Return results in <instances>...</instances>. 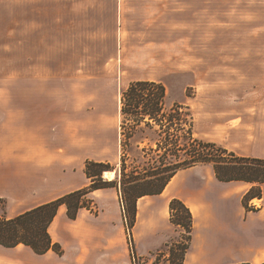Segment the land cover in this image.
<instances>
[{"label": "rangeland", "instance_id": "rangeland-1", "mask_svg": "<svg viewBox=\"0 0 264 264\" xmlns=\"http://www.w3.org/2000/svg\"><path fill=\"white\" fill-rule=\"evenodd\" d=\"M7 8V0H0L3 30L8 29L3 18ZM109 16L107 9L101 22L105 30H111ZM118 19L116 31L122 32H0V99L14 91L35 94L45 88L40 81L47 83L48 92H54L56 76L65 93L74 92L70 104L64 106V119L71 120L74 113L79 121L75 157L85 174L80 181L90 184L88 161L110 164L115 169L108 171H114L116 177L122 165V141L126 139L122 136L121 97L134 82L155 83L149 88L153 93L163 86L166 114L177 105L183 107L184 114L190 112L198 139L202 121L211 111L235 106L240 112L258 114L251 119L264 129V0H129L123 21ZM13 77H17L15 82L9 79ZM127 125L131 127V123ZM132 127L126 148L129 170L147 162L142 148H155L158 140H164L161 134L166 136L160 134L158 126ZM168 160L174 159L169 156ZM197 166L199 170L185 173L176 187L184 180H194L201 171L214 172L209 164ZM232 182L239 194L252 187L244 181ZM104 190L89 195L93 212L102 202L116 222L121 209L125 229L120 232L113 228L112 232L121 238L128 264H169L167 245L183 236L182 229L175 227L177 238L163 249L138 257L137 228L134 225L127 231L119 190ZM263 195L250 200L249 207L260 208ZM237 208L235 197V211ZM0 215H11L4 204H0Z\"/></svg>", "mask_w": 264, "mask_h": 264}, {"label": "crops", "instance_id": "crops-1", "mask_svg": "<svg viewBox=\"0 0 264 264\" xmlns=\"http://www.w3.org/2000/svg\"><path fill=\"white\" fill-rule=\"evenodd\" d=\"M7 2L3 18L8 29L0 32H122L116 31L117 17L123 21L129 0ZM107 9V20L113 21L111 30L102 28L101 23ZM9 79L15 82L17 77ZM58 80L56 76L54 92H48L47 83L40 81L45 88L35 94L14 91L0 99L8 101L0 103V204L11 214L8 218L87 186L85 180L80 181L85 174L75 157L79 121L74 113L71 120L64 119V106L70 104L74 92L65 93ZM258 116L252 111L240 112L237 106L211 111L202 121L200 139L223 145L240 156L264 159V129L251 119ZM196 170L198 166L180 171L163 193L138 200V257L161 250L177 238L169 209L171 200L177 198L193 214L192 239L184 264L263 263L264 195L260 208L247 211L242 204L245 193L235 190V182L219 181L213 171L200 170L194 180H184L176 187L181 176ZM235 197L239 203L236 211ZM97 209H82L76 220H70L66 207H60L49 233L61 245L62 255L52 250L38 255L22 244L14 248L0 245V264H128L122 240L112 232L113 228L125 229L121 209L117 223L106 204L100 202Z\"/></svg>", "mask_w": 264, "mask_h": 264}, {"label": "trees", "instance_id": "trees-1", "mask_svg": "<svg viewBox=\"0 0 264 264\" xmlns=\"http://www.w3.org/2000/svg\"><path fill=\"white\" fill-rule=\"evenodd\" d=\"M153 84L155 83L134 82L122 93L121 114L122 127H124L122 136L126 139L122 141V165L116 172V177L112 180L103 177L105 171L115 169L110 164L88 161L86 175L90 179V184L85 188L68 193L12 218L0 215V245L14 248L22 244L38 255L51 250L62 255L61 245L54 242L49 233V226L57 216L60 207L65 206L68 218L76 220L82 209L93 211L89 195L96 190L107 188L119 190L126 228L130 232L135 225L137 202L140 198L160 195L177 173L200 164L211 165L219 181H244L252 184L250 190L243 196L242 204L247 211L257 210L250 208L248 204L250 200L262 197L264 159L239 156L217 143L196 138L193 133L192 114L190 112L184 114L183 107L180 105L166 114L164 110L166 90L163 86H158V91L153 93L149 89L154 87ZM127 122L131 123L130 128H126ZM133 124L135 126L144 124L151 129L158 126L160 134L165 133L166 136L163 137L161 134L164 140H158L155 148L153 146L142 148L143 158L147 162L133 166L129 170L126 162L128 154L126 148L128 147L127 139L132 137L128 136V131L132 132ZM169 156H172L174 160L169 161ZM169 209L171 223L176 228L182 229L183 236L167 245L170 252L168 262L169 264H184L192 239L193 214L177 198L171 200Z\"/></svg>", "mask_w": 264, "mask_h": 264}, {"label": "bare ground", "instance_id": "bare-ground-1", "mask_svg": "<svg viewBox=\"0 0 264 264\" xmlns=\"http://www.w3.org/2000/svg\"><path fill=\"white\" fill-rule=\"evenodd\" d=\"M104 176L109 179V180H112L114 179L115 177V172L114 171H108V172H105Z\"/></svg>", "mask_w": 264, "mask_h": 264}]
</instances>
